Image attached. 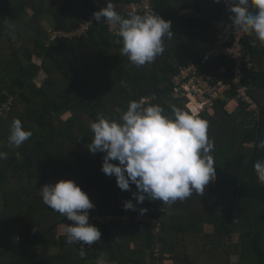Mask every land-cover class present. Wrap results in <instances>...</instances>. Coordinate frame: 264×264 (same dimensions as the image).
<instances>
[{"label":"trees","instance_id":"obj_1","mask_svg":"<svg viewBox=\"0 0 264 264\" xmlns=\"http://www.w3.org/2000/svg\"><path fill=\"white\" fill-rule=\"evenodd\" d=\"M43 3L45 7L39 8ZM152 3L147 14L170 20L174 35L164 38L161 55L140 67L121 54L120 38L108 32L101 21H95L85 37L50 40L48 29L70 31L78 25L89 13L88 0H15L7 7L11 14L0 19V37L6 39L3 46L0 44V106L13 97L7 114L0 118V151L8 154L7 159L0 160V264H97L100 258L117 264H147V253L155 258L150 252L155 243L161 251L169 250L172 230L182 238L189 234L204 239L203 223L213 225L226 237L236 229L239 232V259L233 262L227 253L221 264H264V231L260 227L264 212L257 214L249 206H264V184L254 170V163L264 160V149L258 147L264 141V48L254 34L243 39L252 62L257 63L245 71L251 102L236 98L232 91L230 100L244 105L242 111L231 114L230 101L217 100L198 115L207 121V135L214 149L227 153L219 161L212 156L216 179L205 189V195L193 192L183 200L186 207L203 202L200 210L192 211L191 207V215L178 210L182 209L181 200L163 204L146 198L142 204L136 203L132 197L136 186L131 184L130 191H122L114 175L101 171L105 153L92 154L87 148L93 136L90 123L101 116L119 121L117 109L126 111L130 101L154 94L155 99L146 105L160 104L168 116L173 106L188 111L171 82L180 67L193 63L198 73L231 80L232 62L224 56L209 55L216 38L215 22L224 18L222 0ZM28 10L35 13L37 25L22 24ZM43 14L52 17L49 28L41 26ZM23 26L31 33L24 44L15 47V34L22 38L18 30ZM19 51L20 55L14 53ZM35 57L41 62L35 63ZM39 72L45 75L41 83L35 82ZM66 113L70 116L63 120ZM84 115L88 123H84ZM253 117L256 122L250 123ZM14 118L33 133L18 148L8 141ZM60 179L73 180L94 203L89 223L102 233L95 244L70 245L65 235H55L59 224L72 222L43 203L40 189ZM129 199L135 209L126 211L123 203ZM140 208H146V213L141 214ZM138 216L157 219L159 230ZM13 234L18 237L16 242L12 241ZM52 244L59 245V253H49ZM81 248L84 257L79 254ZM163 252L159 256L163 257Z\"/></svg>","mask_w":264,"mask_h":264},{"label":"clouds","instance_id":"obj_2","mask_svg":"<svg viewBox=\"0 0 264 264\" xmlns=\"http://www.w3.org/2000/svg\"><path fill=\"white\" fill-rule=\"evenodd\" d=\"M220 2V0H216ZM227 5L231 27L242 33L254 34L264 46V0H223ZM117 4L108 0L107 6L93 13V18L116 29L122 42L121 54L137 66L152 63L164 52L163 40L172 38L171 21L158 14L129 13L122 16ZM254 9V11L252 10ZM93 136L87 144L90 153H105L101 171L115 176L122 191L136 186L132 197L142 204L146 198L170 204L189 198L193 192L204 196L216 179V167L210 153L214 142L207 135V121L198 117L196 108L183 111L172 107V115L165 114L160 104H145L143 99L130 101L119 121L103 116L89 125ZM19 118H14L8 141L20 147L32 136ZM259 148L264 149V141ZM0 151V160L7 159ZM112 161H117L113 163ZM258 181L264 184V160L254 163ZM43 203L51 210L66 216L63 234L68 244L91 246L101 239V231L89 223V210L95 207L86 192L71 179L45 184L41 189ZM124 210H134L132 200L123 203ZM141 214L146 208L139 209ZM18 240V237H17ZM80 256L84 257L83 248ZM98 264H104L103 258Z\"/></svg>","mask_w":264,"mask_h":264},{"label":"built area","instance_id":"obj_3","mask_svg":"<svg viewBox=\"0 0 264 264\" xmlns=\"http://www.w3.org/2000/svg\"><path fill=\"white\" fill-rule=\"evenodd\" d=\"M88 1L91 4L89 13L78 25L70 31L48 29L50 40L57 37L63 39L87 36L90 28L96 21L93 18V13L106 7L108 0ZM113 2L117 4L116 10L124 17H127L129 13L147 14L153 7L152 0H131L129 2L121 0ZM223 6L222 14L224 18L215 22L216 38L209 50V55L214 57L224 56L232 62L231 80L226 82L211 74L198 73L193 63L180 67L179 72L171 80L173 92L184 100V105L189 112L192 108H196L198 115L210 108L217 100H230L229 95L232 91H234L236 98L251 102V98L247 93L249 86L245 83V71L251 70L254 65L251 60V54L243 43L246 34L242 33L238 28L231 27L227 5L224 2ZM101 22L105 24L108 32L116 35V29L110 27L108 23H105L103 18ZM12 99L13 97L10 96L0 106V118L7 114ZM141 99L145 103L151 102L155 99V95L150 94Z\"/></svg>","mask_w":264,"mask_h":264},{"label":"rangeland","instance_id":"obj_4","mask_svg":"<svg viewBox=\"0 0 264 264\" xmlns=\"http://www.w3.org/2000/svg\"><path fill=\"white\" fill-rule=\"evenodd\" d=\"M15 0H0V19L2 17H7L8 15L11 14V11L7 10V7L10 6L11 3H13ZM45 1V0H44ZM63 0H53L54 3H60ZM48 2V0H47ZM39 8H44L45 5L40 4ZM5 8V11H2V9ZM189 11H184L182 13H187ZM35 13H33L31 10L27 11V17L25 19H23V25L27 24V23H31L32 25H37V22H35V20H37ZM30 18H33L34 20H30ZM1 22V20H0ZM53 22L52 17L50 15H42L41 16V26L44 28H49L51 23ZM15 24H17L18 22H14ZM7 29V25H4V30ZM30 29L29 27H24L23 29H19L18 33H20L22 36V38H20V36H17L18 34H15L16 40H18L17 42H15L14 46L17 47L21 44H24L23 42H25L26 40H28V37L30 35L31 32H29ZM15 40V41H16ZM23 40V41H22ZM6 39L0 37V44L5 43ZM13 46V47H14ZM17 53L18 55H20V51L19 52H14ZM35 63H39L41 62V59L38 57H35L34 59ZM81 77V76H80ZM44 73H39V75L37 74V77L35 78V82L37 83H41L44 80ZM230 103L228 104V110L231 114H234L236 112H240L242 111V109H244V105H240L239 102L234 99V100H229ZM254 107V106H253ZM123 112H125L123 110ZM121 108L117 109V113L118 114H123ZM256 116V114H254ZM70 116L69 113H66L62 116V119L65 120L66 118H68ZM83 120L84 123H88V117L86 115L83 116ZM256 122V117H253V120L250 123ZM215 148V147H214ZM226 151H224V149L222 150H216L213 149V151L210 153V155H212L213 157L215 156V158H217V160H221L223 159L222 156L227 155V153H225ZM38 198H41L40 196H37ZM187 206L186 202L181 201L180 205L182 207V209H178L179 207H177L178 210H183L185 213H188L191 215L190 211L191 207H192V211L194 210H200L201 207L200 205L203 206V202L198 203L197 205L194 206ZM179 205V206H180ZM251 209H254L255 212L257 214H260L261 212H264V206L263 205H256V203L250 204L249 205ZM211 210V208H209ZM208 210V211H210ZM127 218V217H125ZM137 219L143 220V221H148V222H152V224H154L155 231L159 230V222H157V219L155 218H148V217H137ZM254 218H252L253 220ZM236 220V216L234 215V221ZM258 226V225H257ZM261 229L264 231V222L263 224H260ZM259 228V227H257ZM197 233V232H196ZM59 230L57 229L56 232V236H58ZM197 235V234H195ZM204 237V239H200L199 236H192V235H187L185 237L182 238V235L180 233L176 234V232L174 230L170 231V242L168 243L170 245L169 250L166 249V251H161L162 248H160L159 243H155L152 250L150 252H153V255L155 258L152 259V257H149V253H147V264H221V261H224L227 253L228 256L230 257L231 261L236 262L239 259V247H237L236 242L238 241L239 238V232L236 229V231L232 234L231 237H226L222 234H219V232H217L215 230V227L209 223H203L202 226V230H201V237ZM15 241H17V236L14 237ZM232 242V243H231ZM215 244H221L223 245V247H218L214 246ZM172 249V250H171ZM223 251H220L222 250ZM161 252H163V257L159 256V254H161ZM159 256V257H158ZM158 257V258H157ZM219 258L221 260H219ZM219 261V262H218Z\"/></svg>","mask_w":264,"mask_h":264},{"label":"crops","instance_id":"obj_5","mask_svg":"<svg viewBox=\"0 0 264 264\" xmlns=\"http://www.w3.org/2000/svg\"><path fill=\"white\" fill-rule=\"evenodd\" d=\"M252 10L254 11V9H252ZM262 47L264 48V46H262ZM254 64H256V66H257V63L254 62ZM39 73H43V72H39ZM39 73H38V75H39ZM44 77H45V75H44ZM1 199H2V195L0 194V201H1ZM64 225H65V223H62V224H59L58 227H57V229L59 230L60 235H64L63 234ZM16 236H17L16 234H13V236H12V241L13 242L15 241L14 237H16ZM59 251H60V248H59L58 244L50 245V247H49V253L50 254L55 255V254L59 253ZM103 260H104V264H117L115 261H110V260H106V259H103ZM96 263L98 264V261H96Z\"/></svg>","mask_w":264,"mask_h":264}]
</instances>
